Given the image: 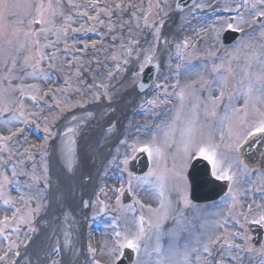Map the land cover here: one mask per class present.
<instances>
[{
  "label": "rangeland",
  "instance_id": "1",
  "mask_svg": "<svg viewBox=\"0 0 264 264\" xmlns=\"http://www.w3.org/2000/svg\"><path fill=\"white\" fill-rule=\"evenodd\" d=\"M205 1L207 3H202V5H208V8L238 9L240 6L244 7L241 4L244 0H200V2ZM9 2L19 3L21 7L12 10L14 15L5 12L4 19L0 20V96L7 98L0 100V107L7 104L12 109L3 115L1 120L7 119L6 114L19 115L17 107L22 106L29 122L14 120L11 124L0 123V136L17 133L12 136L11 140L0 141V172L7 175L11 181L4 189L0 190V220H3L5 216L10 218L7 227L0 225V228H4V231L0 233V256L7 253V258L0 260V264H23V261L20 260L21 253H24L27 244L30 245L36 237L37 239L40 236L43 237L41 235L43 230L47 236L49 225L54 229L60 228L63 233L59 236H64L62 239H57L58 243H52L53 258L56 264H62L65 253L70 249L68 246L72 240L68 232L73 230V227L77 230L78 250L83 259H89L90 264H96V261H99L100 264H110L112 260H115V256L111 254V249L117 247L116 233L121 234V239L124 235L134 234L138 230L141 216L145 218L146 236L141 241V250L137 255L135 264H149L150 258L145 254V246H147L148 251L152 250L155 245V235L154 230L150 229L148 221H155L156 219L154 212L149 211V209L156 210L161 207L157 188V176L160 174L165 176L163 182L164 199L166 202H170L171 216L183 213L184 210L189 212L187 222L190 225L191 235L183 233L181 238L185 237L187 240H191L193 247H199L197 240L206 243L209 237L215 239L219 236L222 240L227 238L232 247L224 245L222 241L218 256H213L220 259L221 254H223L224 264H250V258L254 253H246L247 245L242 242L245 232H239L242 230L240 223L233 224L226 214L227 211L234 213L235 209L236 214L242 220L240 222L247 223L249 214L253 211L252 208L246 206L250 201L247 191L248 185H243L237 179L236 183H233V190L236 193L235 202L222 204L224 206L221 205L217 211L209 210V208L201 209L192 203L186 207L183 203L185 195L189 199V183L186 172L192 159L187 161V166L183 169V179L178 175L182 158L181 160L178 158L174 160L168 155L159 158L150 157V171L153 174L149 175L148 173L144 177H135L130 174L128 163L124 164L123 161L125 158L129 161L134 157L136 152L132 151L131 145L133 143H137L139 146V143L150 142L153 139L157 142L159 136L157 134L151 135L152 112L158 109L159 104L165 101L168 95H171V100H175L180 96L181 91H185V97H189L185 86L191 81L197 80L198 75L185 72L183 65L194 62L196 57H208L209 66L195 68L199 75L211 80L216 75L211 71L212 66L222 62L226 68L230 61L233 71L239 74L240 67L245 64V54L247 53L253 56L252 70H259L256 60H264V22L257 23L258 17H255V13L249 7H246V12L232 19L234 20L232 22L229 19H218L215 23L202 22L186 25V16L192 17L190 13L183 12L177 15L167 0L163 1L159 9L154 10H152L153 5L156 6L157 4L153 3V0L152 2L148 0H71V3L69 0H61V10L64 14L52 17L55 21V27L51 31L41 32V28L52 26L48 24L29 25L28 21L34 17L35 10H29L24 5L30 0H9ZM52 2L54 5L56 4V0H52ZM117 4L121 7L117 8ZM105 9L111 11L112 15L109 16ZM85 12L87 15H82ZM172 14L180 22L175 24L169 40L164 41L167 45L164 53L162 51L161 54H158L156 45L159 46V40L157 42L156 38H153L150 44L146 41L142 46H138L144 36H142L143 25L139 21L136 22L137 17L149 15L156 25L157 22L164 24ZM67 16H71L72 19L66 20ZM90 16H98V19H89ZM241 16L243 22L240 20ZM228 23H232L234 29L239 27L245 28L247 31L246 38L229 49L220 47L221 37L223 32L228 29ZM61 28H67L66 34L62 31L57 32V29ZM77 28L84 30L72 31V29ZM16 29L20 31L17 33ZM89 29H95V31ZM29 31L36 32L37 35L26 36L25 33ZM217 32L219 33L218 37ZM34 39L39 40V54L45 57L35 70L31 66L35 63V59L25 63V57L34 58L38 55L37 46L32 43ZM160 40H163V37ZM132 41H138V43L133 44ZM185 41H187V46H185ZM93 42H95V47L91 46ZM85 44L89 47L84 48ZM150 46H154L150 48L151 51L141 48ZM126 48L132 49L131 56L125 53ZM237 48H239L238 52L236 51ZM83 51L85 52L83 53ZM141 53L145 54L144 57L140 55ZM114 55L118 59H113ZM216 55H220V57H216ZM53 56L55 59H47ZM146 56H150L151 61L156 57L161 65V70L155 85L149 91L140 93L136 90V83L138 74L148 63L145 61ZM234 56L239 58L236 59ZM125 59L129 61L127 65L124 64ZM186 60L189 61L186 62ZM141 62H143V66H141ZM118 64L120 65L119 68L117 67ZM178 64L182 66L179 75H177L176 70ZM109 72L112 73L111 78L108 77ZM224 74L227 75L226 72ZM45 75L48 79L44 78ZM92 78L95 80L93 82H98L99 85H107V92L112 96L111 101L104 97V89L95 86L90 87L88 83ZM158 84L162 85V88L154 93ZM168 85L172 86L171 91L165 90ZM234 85L235 80L230 77L223 88V90L228 91L227 97H229L230 90L233 91ZM177 88L179 91L174 95L173 89ZM132 89H134L136 96L133 99L126 97L122 103L121 112H124V116H122L119 113L120 109L116 111L115 104L117 102L115 100H121L122 93L125 94ZM197 89L199 101L197 102L193 98L194 102L191 101V104L198 103L199 106L195 110L191 107V115L188 116L189 120L195 121L194 128H196L198 135L200 132L205 133V127H209L207 125L208 117L210 123L215 124L214 127L219 126L220 131L224 123L232 121L233 131L230 137L226 138L223 134L215 136L212 129L207 130L208 134L214 136L212 142L223 147H217V152L223 157L224 165L227 167L229 150L233 152L236 148L238 153L241 144L247 137L241 139L239 147H236L237 134L243 136L245 126L240 124V117L243 113H235L234 117L233 109H242L244 99L239 97L235 105L225 106L220 122H218L220 114L218 116L210 114L213 106L208 99L209 92L207 89L199 90V86ZM217 92L216 86L213 85L211 96L214 98ZM94 93L101 94L100 101L94 100ZM43 95L45 100L49 101L45 106L40 105ZM118 95H121V98H115ZM33 96L36 97L35 100L31 98ZM49 96H51L50 100ZM148 101H154V103L149 104ZM91 108H95L97 112ZM89 112L90 116L96 114L104 118L101 124L98 123L101 125L100 128L93 132L90 138V141L95 142V149L101 148V154L93 166L94 170L91 174L86 175L84 171L79 176V180H83V182L88 180V190L84 192L88 197V206H85V201L83 202L84 193L75 196L74 202L77 208L81 209V213H84V216L83 219L72 222L70 208L65 206L66 204L61 205L63 210L58 214L52 213L50 209L55 200L57 204L59 201L60 205V198L63 200L61 196L66 191L73 194L76 191L82 192L78 181L74 182L73 179L66 181V176L70 174L75 162L73 159L79 155L76 150L78 144H72V141L77 140L79 135L73 133L74 131L69 132L68 129H73L75 121L82 120L84 122L85 118L89 117ZM109 112L112 114L111 117H107ZM249 112H251V106ZM80 116L81 118L77 120L73 119ZM225 116L228 119H224ZM59 119L60 124L56 126L55 123ZM248 119H252L251 115ZM129 121L135 130L131 134H125V138L120 140L119 130L124 129L127 132L126 124ZM177 122L182 124V119L179 118ZM88 125V130L92 131L97 126L94 127L92 122ZM158 126L160 127L159 132H161L162 125L159 123ZM45 127L49 129V132L44 131ZM51 128L54 129V133H51ZM18 129H23V131L18 132ZM42 132L48 136L47 142L41 139ZM121 133L124 134V131ZM62 134H65L61 141L64 158L60 162L62 179H58L55 176L50 155L54 160L53 149L58 140L53 143L52 138L57 139V136ZM107 135L114 136V141L102 151L103 142ZM196 139L198 140V138ZM49 140L52 141L49 142ZM97 143H100L98 147L96 146ZM5 161L7 162L6 166ZM78 161L80 164V160ZM70 162L71 167H69ZM14 165L17 171L15 177L12 176ZM33 175L40 177L39 183H33ZM259 179L264 183V177ZM29 185L32 186L29 187ZM58 186L60 190H57ZM121 186H123L124 191L128 188L132 196L129 205H125L123 202L124 191L122 193L116 191ZM238 189L247 191L241 201L238 199ZM21 196H23V200ZM8 197L12 199L13 203L5 205L3 201ZM29 197L33 198L29 199ZM117 197H119V203H117ZM38 206L40 210L36 212L35 209ZM254 207L264 208V200L257 202ZM16 209H20L16 213L17 217L22 216L25 219L31 217V223H13L11 217ZM47 215L46 223L39 221L40 218H46ZM98 217H102L105 221L98 220ZM183 218L185 219L184 216ZM174 223L173 219H168L164 224L165 231L170 229ZM194 228L199 230L196 237L193 234ZM237 233L239 235H236ZM29 234L33 235L30 243ZM239 239L242 244H240ZM162 243L166 250L168 247L167 236L163 237ZM13 244L16 247H10ZM237 245L239 247H236ZM90 247L94 249V252L89 251ZM9 250L12 251V254ZM123 250L117 255H121ZM17 252L19 255H16ZM196 255V252L191 254L193 262H195ZM75 257L77 258L76 253ZM155 259L156 255L153 253L151 261L154 262Z\"/></svg>",
  "mask_w": 264,
  "mask_h": 264
},
{
  "label": "snow or ice",
  "instance_id": "2",
  "mask_svg": "<svg viewBox=\"0 0 264 264\" xmlns=\"http://www.w3.org/2000/svg\"><path fill=\"white\" fill-rule=\"evenodd\" d=\"M69 3H71V0H69ZM74 7H78L76 5H73ZM244 6L251 8V10L255 13V17H264V0H251V3L249 0H244ZM21 5L19 3H10L9 0H0V20L4 19V14L7 12L10 15H14L15 13L12 11L13 9L19 8ZM29 10L34 9L35 15L32 19L28 21L29 25L32 24L36 25H43L48 24L52 27L50 28H41V32H48L51 31L53 27H55V21L52 19V17H55L56 15H63V11L61 10V0H56V4L54 5L52 0H47V3H45V0H30L29 3L24 5ZM117 8H120L121 5L117 4ZM239 7V5H238ZM228 10V9H226ZM107 11L108 15L111 16V11L105 9ZM82 15H87V13H82ZM89 19H98V16H90ZM71 16H67L66 20H71ZM241 22H243V17L240 18ZM22 22V21H21ZM103 23V21H101ZM145 23L147 24V19H145ZM227 27L229 29H232L234 25L232 23H228ZM83 28H77L72 29L74 32L83 31ZM90 31H95V29H89ZM236 31H242L241 28L236 27ZM17 33L20 31L19 29L15 30ZM64 32L66 34L67 28H61L57 29V32ZM217 32V37H218ZM26 36H35L37 35L36 32L29 31L25 33ZM115 39V37H113ZM11 43V41H9ZM34 45L37 46L38 55L36 57H25V63L27 64L29 60L35 59V63L32 64L33 70H35L40 62L45 59V57L42 54H39V40L34 39L32 41ZM131 43L136 44L138 41H132ZM47 46V45H46ZM92 47H95V42L92 43ZM185 46H187V41H185ZM23 47V45H21ZM89 47V45L85 44L84 48ZM123 47V45H121ZM177 48H179V45H177ZM151 51V49H149ZM236 51H239V48L236 49ZM125 53L129 56L132 54L131 48H126ZM113 59H118L117 56H113ZM234 58L238 59L239 57L234 56ZM47 59L53 60L55 57H48ZM145 61L148 63H151V57L146 56ZM252 61L253 56L250 54H245V64L240 67L239 74L235 71H233L231 62L229 61L227 67L225 68V65L223 62L219 65H213L211 71L215 73L213 79L209 80L203 75H199L198 70L195 68V66H192L190 64L183 65L184 71L188 73H196L198 75L197 80L191 81L189 84H187L185 87L187 89V95L194 97L197 102L199 101V96L197 95L198 89L197 84H199V90L207 89L209 92V101L211 102L213 106V110L211 111V115L215 116V107L219 104V102L223 99L225 93L223 91L224 86L228 83L229 78L231 77L233 80H235V85L233 92L229 95V100L233 98V96L240 97L244 99V106L242 109H233L234 113H243V115L240 117V124L242 126H245V132L244 135L241 136L237 134V141H236V147H239V141L241 139H244L245 136L255 137L258 135H264V60L257 59L256 63L259 65V70L253 71L252 70ZM129 61L127 59L124 60V64L127 65ZM13 64H15V61H13ZM141 66H143V62H141ZM117 67L119 68L120 65L118 64ZM181 65L178 64L176 66L177 75H179V71L181 69ZM227 73L225 75L224 73ZM79 75V73H77ZM135 75V74H134ZM112 73H108V77L111 78ZM238 77V78H237ZM45 79H48V77L45 75ZM213 85L216 86V89L220 91V96L213 98L211 96V92L213 89ZM98 87L104 89V97L107 98L109 101H111L112 96L107 92V85L100 84ZM78 90V89H77ZM33 100L36 99L35 96L31 97ZM7 99L6 97L0 96V100ZM180 99L183 102L185 99V91H181L180 93ZM94 100L100 101L101 100V94L94 93ZM149 104H153L154 101H148ZM75 106V105H74ZM81 107L83 105H80ZM198 103L193 104L192 108L195 110L196 107H198ZM251 106V112H249V107ZM183 107V104L181 105ZM207 110V109H206ZM9 111H12L7 104L5 106L0 107V115L3 113H7ZM17 111L19 112V115H12L8 117L7 119L0 120V123L3 124H11L14 120H20L24 123H28V118L25 117V114L22 110V106L17 107ZM63 111V110H62ZM34 115V114H32ZM251 115L252 119L249 120L248 117ZM75 119V117L73 118ZM177 119H179V112L177 113ZM224 119H228L227 116L224 117ZM39 127V126H37ZM195 127V121L189 120L188 121V128H187V135L185 134V131L181 132L182 136V143L183 147L182 149L178 150L180 154L182 155V164L180 167V171L178 175L183 179V169L187 166V161L193 159L196 156L203 157L204 160L208 161V163L211 165L210 168V175L219 181H229L233 182L237 178V174L231 171V164H228L227 167L224 165V159L223 157L217 152V145L214 144L211 139H209L206 142H201L196 139V137L193 135V129ZM23 129H18V132H22ZM45 132H49V129L47 127L44 128ZM69 132L74 131L73 129L69 128ZM17 133H11L8 136H0V141H7L11 140L12 136L16 135ZM165 146H167V142L165 143ZM133 152H146L148 153L149 157H161L163 155L162 153V146L159 145L155 139L150 142H141L139 143V146H137V143H133L131 145ZM31 158V157H29ZM175 160V156L173 157ZM124 164L128 163V159L125 158L123 161ZM5 166L7 162H4ZM69 167H71V164H69ZM46 171V169H45ZM153 173L150 171L149 175H152ZM17 175L16 167L15 165L12 167V176L15 177ZM164 174H160L157 176V188L159 191V196L161 200V207L159 209L153 210L149 209V211L154 212L156 215L155 221L149 220L148 224L150 226V229L154 230L155 235V245L152 248L151 251H148L147 246H145V254L150 258L149 264H224L223 260V254H221L220 259H216L213 256L212 246L217 244L221 241V237L217 236L215 239L209 237L206 243H202L199 240H197V243L199 244V247H193L191 240H185L183 243H181V235L183 233H190V225L189 222H187L184 218L182 213L177 214L176 216H171L169 205L170 202H166L164 199ZM40 177H37L35 175L32 176L33 183H39ZM147 182V181H145ZM11 183L9 180V177L5 175L4 173L0 172V190L4 189L7 184ZM32 185H29L31 187ZM103 191V190H102ZM118 192H123V186L121 188L117 189ZM230 194L233 192V189L231 186L229 187ZM33 197H29V199H32ZM21 199L23 200V196H21ZM233 201L235 202V196H233ZM5 205H10L13 203L12 199L10 197L4 199ZM102 203V202H101ZM117 203H119V197H117ZM183 203L184 205L190 206V200L185 195L183 197ZM87 202H85V205ZM106 207V206H105ZM39 206L35 209L36 212H39ZM20 209H16L13 213V216L11 217V220L13 223H31V217L28 219H25L24 217H17L16 213H18ZM31 211V210H30ZM173 219L175 223L170 229H167L165 231L164 224L168 219ZM10 218L8 216H5L3 220H0V225H4L7 227L9 225ZM144 220L145 218L141 216L139 218V227L138 230L132 234V235H124L121 239V234L119 232L116 233L117 237V247L111 249V254L115 256V260H112L110 264H115V261L119 259V255H117L118 252H120L122 249H132L136 253L139 254L141 250V241L146 236V230L144 227ZM257 224H264V214L260 215V217L253 221ZM34 230V229H33ZM4 231V228H0V233ZM236 235H239L237 233ZM164 236L168 237V247L165 250L162 239ZM6 239L8 237H5ZM223 244L227 245L228 247H232L230 242L227 238L223 239ZM10 247H16L15 244L11 245ZM236 247H239L238 245ZM89 251L94 252V249L89 248ZM193 252H196L197 255L195 257V262L191 259V254ZM153 253L156 255V259L154 262L151 261V257ZM16 255H19L17 252ZM7 258V253H5L4 256H0V260H5ZM235 259V257H233ZM53 264H56V262H53ZM96 264H100L99 261H96Z\"/></svg>",
  "mask_w": 264,
  "mask_h": 264
},
{
  "label": "bare ground",
  "instance_id": "3",
  "mask_svg": "<svg viewBox=\"0 0 264 264\" xmlns=\"http://www.w3.org/2000/svg\"><path fill=\"white\" fill-rule=\"evenodd\" d=\"M171 23V22H170ZM169 23V24H170ZM169 24H165L162 26L161 29V33L162 34H166L169 33L170 31H168V25ZM159 37L158 34V28L156 26H154L153 31L151 34H149L148 36L144 34V38L140 40V43L138 46H142L144 43L145 39H149V42L152 41L153 37ZM154 46H150V47H141L144 50H148L150 48H152ZM142 57H144V53L140 54ZM136 94L133 91H127L124 95H122V99L121 100H115L117 103L115 104L116 106V111L117 109H120V112L122 114V116H124V112L122 113L121 110L123 108V102L126 99V97H128L129 99H133V97H135ZM119 96H116L115 98H121ZM115 115V114H114ZM96 117L95 119V124L97 125L98 123H102L104 121V118H101L99 115H94ZM112 114L111 112H109L107 117H111ZM106 117V118H107ZM89 124V123H88ZM88 124H86L85 126H83L82 128L74 126L75 128V132L76 133H80L82 130H84L81 133V141L80 144L78 146V149L80 151L76 161H78V159H80V165L77 166L79 167L78 170L77 168H75V166H72V170L70 172L69 175L66 176L67 180H71L73 179L74 182L78 181L79 182V186L82 189V194L88 190V180H85V182H83V180H79V176L82 174V172L85 171L86 175H90L91 172L94 170V165L97 163L98 158L100 157L101 154V148H97L95 149V142L94 141H90L91 135L93 132H95L97 129L100 128V124H98L96 126V128L92 131V130H88ZM87 138V139H84ZM114 141V136H110L107 135V137L105 138L104 142H103V147H102V151L109 147L111 145V142ZM159 145L162 146V156H166V148L165 145L160 144L159 142H157ZM100 143H97V147L99 146ZM179 145H180V140L178 139L177 141L172 140L170 143V146H172L174 148L175 151L179 150ZM62 152L63 150H59V158H62ZM54 171H55V176H57L58 179H62L61 178V168H59V166L57 164L54 165ZM86 179V178H85ZM57 190H60V187H57ZM78 195V191H76L75 194H73L72 192H68L66 191V193H64L61 197L63 198V200L60 198V205H59V201L58 204H55L53 210H54V214L57 213V211H61L63 210L61 207V205H65L68 206L70 208V212H71V221H76L78 219H82L83 218V214L81 213L80 209L77 208V205L74 202V197ZM48 234L45 238H40L37 240V245H34L33 248L31 249V255L29 256L31 263L32 264H50L55 262L54 258H53V246L52 243L57 242V239H62L64 236H59L62 232V230L60 228L58 229H54L51 225H49L48 227ZM70 234L71 239H73L72 244L70 246V249L68 252L65 253L63 260H62V264H81L80 261L75 257L74 251L78 250V240L76 238V234H77V230L75 228H73V230H69L68 232ZM61 237V238H60Z\"/></svg>",
  "mask_w": 264,
  "mask_h": 264
},
{
  "label": "water",
  "instance_id": "4",
  "mask_svg": "<svg viewBox=\"0 0 264 264\" xmlns=\"http://www.w3.org/2000/svg\"><path fill=\"white\" fill-rule=\"evenodd\" d=\"M203 177H204V179L206 180V181H208V178L206 177V172L204 171V173H203Z\"/></svg>",
  "mask_w": 264,
  "mask_h": 264
}]
</instances>
